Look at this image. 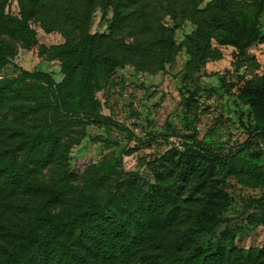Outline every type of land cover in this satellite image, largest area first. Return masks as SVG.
Here are the masks:
<instances>
[{"label":"rangeland","instance_id":"1","mask_svg":"<svg viewBox=\"0 0 264 264\" xmlns=\"http://www.w3.org/2000/svg\"><path fill=\"white\" fill-rule=\"evenodd\" d=\"M52 1L57 4L47 2L29 19L36 39L28 47L17 36L0 32V40L15 49L0 69V85L22 70H41L61 81L63 58L52 46L70 34L77 48L88 30L94 34V108L119 125L65 111L56 103L54 86L33 77L5 89L0 147L16 149L20 184L0 181V258L9 246L3 233L12 234L43 201L48 200L46 210L67 216L77 212L85 195H104L113 206L130 208L143 218V207L128 204L127 196L153 192L152 185L160 182L180 200L227 194L229 205L218 214L225 221L191 246L208 253L217 244H233L226 264H264V139L256 131V112L239 89L244 80L264 72V0L258 17L261 37L243 56L215 38L206 49L196 48L194 8L202 9L209 0H131L116 9L107 0H90L85 21L80 15L62 20L59 14L82 11L85 2ZM4 11L18 16L17 0H6ZM49 20L55 28L45 31ZM107 53L121 60L113 70L101 60ZM75 85L76 80L71 90H64L73 104L78 100ZM90 104L85 100L83 106ZM49 127L58 135L53 146L51 140L41 141ZM188 147H203L219 157L196 155L191 171L178 174ZM41 185L59 188V198H50ZM189 202L179 203L176 218V210L166 221L148 215L155 220L153 242L161 234L181 236Z\"/></svg>","mask_w":264,"mask_h":264},{"label":"trees","instance_id":"2","mask_svg":"<svg viewBox=\"0 0 264 264\" xmlns=\"http://www.w3.org/2000/svg\"><path fill=\"white\" fill-rule=\"evenodd\" d=\"M80 1L85 2L82 11L77 12L75 9L71 13L59 12L60 18L70 20L80 15L84 21L88 20L91 8L86 4L90 0ZM107 1V4L116 9L131 0ZM47 2L57 4L52 0H17L19 15L16 16L6 13V0H0V32L17 36L22 45L28 47L36 39V31L28 21L38 15ZM261 9L260 0H209L202 9L194 8L196 48L206 49L209 39L215 38L220 44L233 46L236 56H243L249 46L261 37L258 26ZM54 25L55 22L49 20L47 24H43V28L50 31L55 28ZM209 30H215L216 34L209 33ZM69 35L64 42L52 46V51L63 58L62 80L56 82L50 73L41 70H22L18 77L1 82L0 104L3 102L5 89L17 87L20 78L33 77L54 86L56 103L65 111H81L99 122L118 126V123L94 108L90 85L95 68L94 34L85 30L77 48L71 45ZM14 52V46L9 41L0 40V69L9 62ZM101 60L108 70L121 64V60L113 53L103 54ZM75 80V95L78 100L73 104L66 98L64 90H71V83ZM239 89L245 101L255 110L260 121L256 125V131L264 139V72L257 78L244 80ZM85 100L91 104L83 106ZM57 139L58 135L51 127L48 128V133L41 136V141L51 140L52 146L57 143ZM186 151L185 158L178 162V174L191 171L196 155L219 157L216 152L203 147H188ZM16 158V149L0 147V181L11 187L20 184ZM152 186L153 192L127 196L128 204L136 203L143 207L140 209L146 215L143 218L136 216L130 208L124 209L118 204L113 206L108 196H95L92 193L84 196L76 213L67 216L46 210L48 200L41 202L37 207L31 208L27 219L12 234L3 233L9 246L4 249L0 264H135L136 261L141 264H226L230 250L234 248L233 244L229 248L217 244L208 253H203L197 245H191L202 236L213 233L225 221L218 214L229 205L228 195L222 193L215 197L207 194L194 200H180L178 195L172 194L170 186L160 182ZM40 188L53 200L59 198V188L49 185H41ZM186 201L190 202L184 208L183 215L188 222L181 236L170 238L161 234L156 238V243L153 242L150 230L155 227V220L150 221L148 215L153 218L162 215V221H166L168 213L176 210V218L179 203ZM145 244L152 245L145 249Z\"/></svg>","mask_w":264,"mask_h":264}]
</instances>
